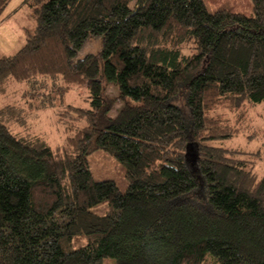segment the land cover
I'll list each match as a JSON object with an SVG mask.
<instances>
[{
	"label": "trees",
	"instance_id": "trees-1",
	"mask_svg": "<svg viewBox=\"0 0 264 264\" xmlns=\"http://www.w3.org/2000/svg\"><path fill=\"white\" fill-rule=\"evenodd\" d=\"M251 5L245 14L205 0L29 3L33 32L0 54V264H264V176L218 144L250 130V109L264 106V0ZM17 83L26 99L5 101ZM81 86L87 105L63 104ZM181 86L185 105L175 102ZM37 108L63 120L60 147L27 130ZM188 143L203 207L183 198L197 185ZM95 149L121 162L125 192L94 179ZM102 200L108 213L92 212Z\"/></svg>",
	"mask_w": 264,
	"mask_h": 264
},
{
	"label": "rangeland",
	"instance_id": "rangeland-1",
	"mask_svg": "<svg viewBox=\"0 0 264 264\" xmlns=\"http://www.w3.org/2000/svg\"><path fill=\"white\" fill-rule=\"evenodd\" d=\"M209 8L218 6H231L234 10L243 13H251L252 5L251 0H205ZM32 0H10L4 8L0 20V54H11L18 50L22 44H24L27 32L32 33L36 21L31 15V8L29 3ZM133 5V4H131ZM97 41V39H96ZM99 47L98 42L90 43L89 50L97 51ZM21 83L14 85L16 93H13L5 101L13 102L18 100L22 102L26 97H22ZM108 92L110 94L115 92V86L111 83H107ZM189 92L188 89L181 86L179 94L175 98V102L178 104H186ZM87 88L81 86L80 88H72L68 93L64 95L63 104L72 103L75 106L81 107L87 105ZM2 101V99H1ZM4 101V100H3ZM60 103V102H58ZM38 106V102L36 103ZM62 107L59 105L56 108ZM121 107L120 102L115 103V107L110 111L111 117L115 116L117 109ZM248 120L245 122L250 130L240 132L239 135L230 137L229 139L218 141V144L226 148H234L242 151V156L248 158L255 171L264 176V106L261 104L256 108L250 109ZM28 122L31 126L27 129L34 134H41L50 145L55 149L60 147L62 139L64 138L63 120H60V116L57 115L54 109L37 108L31 113ZM257 130L256 136L250 138L251 132L254 134ZM217 144V145H218ZM186 165L192 172L194 180L197 185L193 191L184 196V200L191 202L196 206L203 207L206 202L207 192L206 183L198 170L197 166V149L193 144L188 143L185 153ZM87 164L91 174L95 180H107L111 179L115 182L121 192H125L127 189L126 173H124V167L116 160L109 152L101 149H95L91 154L87 156ZM90 210L98 214H106L109 211L108 201L102 200L96 205L90 207ZM103 264H114V259H105Z\"/></svg>",
	"mask_w": 264,
	"mask_h": 264
}]
</instances>
